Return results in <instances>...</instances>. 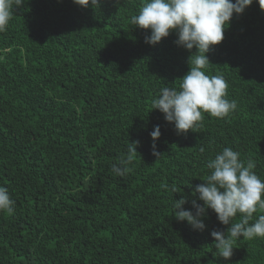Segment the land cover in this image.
I'll return each instance as SVG.
<instances>
[{
	"label": "trees",
	"instance_id": "16d2710c",
	"mask_svg": "<svg viewBox=\"0 0 264 264\" xmlns=\"http://www.w3.org/2000/svg\"><path fill=\"white\" fill-rule=\"evenodd\" d=\"M143 3L12 0L0 31V186L15 207L0 211V264H264V237L239 239L225 261L210 232L229 226L211 210L203 231L173 217L182 197L195 213L192 193L225 147L254 160L264 180V3L233 14L207 54L206 74L224 76L236 110L205 113L179 135L151 102L160 88H178L196 50L177 46L175 33L145 43L150 30L130 23ZM135 141L128 172L115 176L112 163Z\"/></svg>",
	"mask_w": 264,
	"mask_h": 264
},
{
	"label": "clouds",
	"instance_id": "9594fccd",
	"mask_svg": "<svg viewBox=\"0 0 264 264\" xmlns=\"http://www.w3.org/2000/svg\"><path fill=\"white\" fill-rule=\"evenodd\" d=\"M80 6L99 8L102 0H73ZM253 0H144L137 15L130 23L141 30H150L145 43L154 46L175 33L176 45L195 53L188 59L189 71L179 79V86H164L152 99L151 107L163 114L166 122L174 125L177 134H185L200 127L207 113L211 117L225 118L237 108L235 100L227 99V81L222 74L208 75L210 66L207 54L213 46L224 39V31L233 14L241 15ZM260 7L264 0H257ZM17 5L22 0H15ZM262 8V7H261ZM264 9V8H262ZM12 0H0V31L8 25L12 16ZM160 128L154 126L150 133L153 141L152 155L159 158L155 141ZM139 141L129 143L128 156H122L111 165L112 173L123 177L128 172L131 155L137 154ZM204 151L203 148L200 149ZM240 153L225 147L214 159H209L206 168L209 174L196 185L191 200L193 211L185 210L187 197L173 201V217L177 222H187L193 230L203 231L206 225L202 217L211 210L221 225L229 226L227 232L212 230L215 257L227 261L233 255L234 244L241 238L252 240L264 237V215L255 222L250 220L257 209H264V180L256 172V162L240 159ZM165 189L177 192L175 185L165 184ZM199 200L202 203H197ZM15 201L8 189L0 186V211L13 214ZM240 215L238 222L234 218Z\"/></svg>",
	"mask_w": 264,
	"mask_h": 264
}]
</instances>
